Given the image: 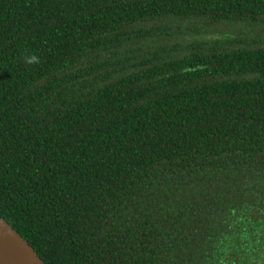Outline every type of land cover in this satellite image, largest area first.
I'll return each mask as SVG.
<instances>
[{
	"label": "trees",
	"instance_id": "1",
	"mask_svg": "<svg viewBox=\"0 0 264 264\" xmlns=\"http://www.w3.org/2000/svg\"><path fill=\"white\" fill-rule=\"evenodd\" d=\"M263 29L264 0H0V216L45 264H264Z\"/></svg>",
	"mask_w": 264,
	"mask_h": 264
},
{
	"label": "water",
	"instance_id": "2",
	"mask_svg": "<svg viewBox=\"0 0 264 264\" xmlns=\"http://www.w3.org/2000/svg\"><path fill=\"white\" fill-rule=\"evenodd\" d=\"M0 264H45L27 240L0 216Z\"/></svg>",
	"mask_w": 264,
	"mask_h": 264
},
{
	"label": "rangeland",
	"instance_id": "3",
	"mask_svg": "<svg viewBox=\"0 0 264 264\" xmlns=\"http://www.w3.org/2000/svg\"><path fill=\"white\" fill-rule=\"evenodd\" d=\"M232 25H234V27H232ZM228 26H231L232 27V29H227V31H230V30H237V29H241V30H243V31H241L240 30V32H242L243 33V35L242 36H248V35H250V36H252L253 34H255V28H256V26H254V25H243L242 23L240 24V23H231V24H229ZM259 27H257L256 29H258ZM260 30V29H259ZM259 30H256V31H259ZM264 30V29H263ZM254 31V32H253ZM255 36H258V35H255ZM261 36V38H264V34H262V35H260Z\"/></svg>",
	"mask_w": 264,
	"mask_h": 264
},
{
	"label": "clouds",
	"instance_id": "4",
	"mask_svg": "<svg viewBox=\"0 0 264 264\" xmlns=\"http://www.w3.org/2000/svg\"><path fill=\"white\" fill-rule=\"evenodd\" d=\"M23 60L27 64H34V63L38 62V58L34 54L33 55H27V56L23 57Z\"/></svg>",
	"mask_w": 264,
	"mask_h": 264
}]
</instances>
